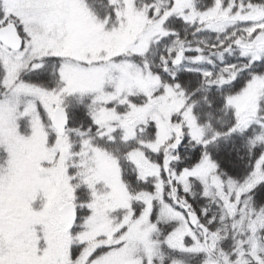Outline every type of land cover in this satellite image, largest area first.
Instances as JSON below:
<instances>
[{"label": "snow or ice", "instance_id": "snow-or-ice-1", "mask_svg": "<svg viewBox=\"0 0 264 264\" xmlns=\"http://www.w3.org/2000/svg\"><path fill=\"white\" fill-rule=\"evenodd\" d=\"M0 264H264V0H0Z\"/></svg>", "mask_w": 264, "mask_h": 264}]
</instances>
